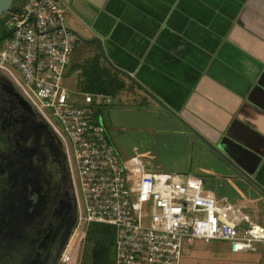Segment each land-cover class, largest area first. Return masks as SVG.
Here are the masks:
<instances>
[{"label":"crops","instance_id":"0c3cea01","mask_svg":"<svg viewBox=\"0 0 264 264\" xmlns=\"http://www.w3.org/2000/svg\"><path fill=\"white\" fill-rule=\"evenodd\" d=\"M57 1L75 45L95 43L100 67L161 102L221 160L206 170L213 181L201 178L219 204L264 227V0ZM73 71L83 79L71 58ZM196 243L181 264H196ZM223 244L201 247L202 263L264 264V246L234 254Z\"/></svg>","mask_w":264,"mask_h":264},{"label":"built area","instance_id":"2783aa9c","mask_svg":"<svg viewBox=\"0 0 264 264\" xmlns=\"http://www.w3.org/2000/svg\"><path fill=\"white\" fill-rule=\"evenodd\" d=\"M15 10L6 20L0 72L60 140L76 200V223L56 264H80L74 251L91 224L113 227L114 264H181L196 241L226 243L234 254L264 246V227L236 205L226 210L201 178L119 157L98 115L111 97L62 86L78 38L57 0H24Z\"/></svg>","mask_w":264,"mask_h":264},{"label":"flooded vegetation","instance_id":"af4514ba","mask_svg":"<svg viewBox=\"0 0 264 264\" xmlns=\"http://www.w3.org/2000/svg\"><path fill=\"white\" fill-rule=\"evenodd\" d=\"M6 100H0V264H56L65 188L59 147L46 130L26 129L11 109L24 111Z\"/></svg>","mask_w":264,"mask_h":264},{"label":"rangeland","instance_id":"374dc122","mask_svg":"<svg viewBox=\"0 0 264 264\" xmlns=\"http://www.w3.org/2000/svg\"><path fill=\"white\" fill-rule=\"evenodd\" d=\"M23 2V0H15L12 7L22 6ZM8 18L9 13H7L6 20ZM6 20L2 28L4 34ZM2 42L3 40H0V46ZM79 44L82 45L78 46ZM79 44L74 45L70 60L72 58V62L81 65V75H83L84 66L97 55H101L95 43L79 42ZM75 56L76 61L73 59ZM78 79L76 71L66 72L62 86L73 93H88L81 89L84 77L80 81ZM125 79L126 90L113 97L109 96L111 104L98 109V115L105 126L106 136L119 157L127 161L141 158L144 162H148V168L153 172L189 174L213 181V176L216 174L209 176L206 170L221 171L219 169L221 160L201 141L195 139L192 143L190 138L192 136L181 125L174 112L166 110L161 102L146 96L132 80ZM223 206L226 210L230 208L228 202ZM203 244L206 245L202 246ZM191 245L184 255L191 254ZM196 245L192 247L197 249H194V253H197L196 257L195 255L193 257L196 264H203L199 254L202 248L208 250L225 246L222 242H209L208 244L200 242ZM79 252H81V246L77 243L74 255H78Z\"/></svg>","mask_w":264,"mask_h":264},{"label":"trees","instance_id":"16d2710c","mask_svg":"<svg viewBox=\"0 0 264 264\" xmlns=\"http://www.w3.org/2000/svg\"><path fill=\"white\" fill-rule=\"evenodd\" d=\"M20 6L12 9L15 10ZM6 18L7 14L0 18V40L5 36L2 28ZM82 74L84 75L81 85L83 92L113 97L126 90V84L118 71L100 67L97 58L84 67ZM114 233L113 227L108 225H89L81 247L80 264H114Z\"/></svg>","mask_w":264,"mask_h":264},{"label":"water","instance_id":"95a60500","mask_svg":"<svg viewBox=\"0 0 264 264\" xmlns=\"http://www.w3.org/2000/svg\"><path fill=\"white\" fill-rule=\"evenodd\" d=\"M13 2L14 0H0V18L4 14L16 11L12 9ZM0 100H6V102L16 101L20 108L24 111V113H19L15 109H11V112H14L18 120H20L25 125L26 129L32 130L34 132L44 129L51 135V137L55 138L58 144L59 154L63 161V186L65 187L63 188L62 197V206L64 209V213L60 219L58 227V243L60 246V251L62 252L70 238L71 232L75 226L77 218L76 200L64 148L56 134L49 126V124L34 108L31 102L25 97V95L19 90V88L6 75L1 72Z\"/></svg>","mask_w":264,"mask_h":264}]
</instances>
